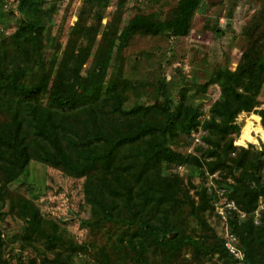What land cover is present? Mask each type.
<instances>
[{
    "label": "trees",
    "instance_id": "obj_1",
    "mask_svg": "<svg viewBox=\"0 0 264 264\" xmlns=\"http://www.w3.org/2000/svg\"><path fill=\"white\" fill-rule=\"evenodd\" d=\"M14 1L20 15L16 29L9 36L0 31V206L9 199L8 213L24 222L21 240L40 243L53 255L52 264H71L80 253L92 254L98 264H149L157 254H165L166 262L187 249L196 258L264 264V210H259L264 201V149L234 146L241 130L237 118L257 108L264 82V30H254L234 70L214 71L211 83L223 89L224 98L212 102L204 85L194 94L180 93L174 105L163 82L162 102L146 105L138 101L131 83L105 82L114 49H122L136 35H187L203 0H180L171 21L154 23L137 15L119 33L110 29L114 38H106L86 75L82 69L90 47L80 48L78 43L82 39L92 44L99 30L84 20L83 8L50 86L42 81L47 67L43 37L53 6L45 9L48 0ZM3 3L0 0L1 11ZM109 3L86 0L88 13L98 16L96 26L103 18L98 10ZM206 103L210 106L201 119ZM258 115L264 119L263 112ZM259 121L254 131L264 136ZM198 132H202L196 146L199 156L175 150L183 140L194 143L191 134ZM32 161L84 179V201L90 209L85 223L92 237L103 231L109 237L106 244L79 245L58 225L42 223L32 202L7 197L8 185L19 180ZM172 165L193 167L202 180L218 174L214 184L237 207L226 224L243 260L236 261L227 252L224 236L216 235L205 221L218 199L216 193L191 185L195 192L190 194L181 178L162 174ZM186 215L203 227L198 238L187 231Z\"/></svg>",
    "mask_w": 264,
    "mask_h": 264
},
{
    "label": "rangeland",
    "instance_id": "obj_2",
    "mask_svg": "<svg viewBox=\"0 0 264 264\" xmlns=\"http://www.w3.org/2000/svg\"><path fill=\"white\" fill-rule=\"evenodd\" d=\"M179 1L110 0L104 10H98V13L102 12L103 18L96 26L98 16L93 12L88 13L90 5L85 6L86 0H48L45 9L53 6L54 11L44 31L43 57L47 67L42 81L48 86L52 84L54 70L83 8L86 16L84 20L99 30L92 44L82 39L78 43L80 48L90 47L88 59L82 69V73L86 75L98 60L106 38H114L108 34L110 29L119 33L137 15L149 18L154 23L171 21L176 15ZM19 19L20 15L17 13L9 16L8 12L6 14L4 10H0V31L9 36L15 31ZM254 30L261 33L264 30V0H203L193 13L187 35L179 38H173L167 33L157 36L136 35L129 38L122 49L115 48L105 82L115 79L131 83L140 96L138 101L146 105L162 102L163 82L174 105L178 102L180 93L188 90L194 94L197 88L204 85H207V93L211 95L212 102L222 99L226 94L219 85L211 83L213 73L217 69L236 68L250 44V38H254ZM130 95L133 97L132 93ZM132 100L137 101V98ZM257 103V108L251 113H241L238 116L237 123L241 130L251 115H256L258 121L260 118L259 125L264 130V119L258 115L264 113V82L259 90ZM209 106V103L202 106L201 119L205 118ZM256 123L253 128L257 126ZM254 133L245 147L236 145L240 140L239 134L234 146L246 150L253 147L260 152L264 149V136L255 131ZM201 135L202 132L191 134L194 143L189 139L183 140L184 144L175 150L183 155L192 153L199 156L196 146L201 144ZM161 172L167 176H178L188 187L210 188L209 192L216 193L219 198L221 189L214 184L219 179L218 174L207 175V179L202 180L193 167L176 165L163 168ZM83 184L84 179L67 176L60 170L32 161L27 171L19 180L9 184L6 191L10 199L21 197L32 202L42 223L58 225L75 243L80 245L87 242L101 246L106 244L109 237L103 231L92 237L88 231L85 222L90 217V209L84 201ZM189 190L190 194H194V188L189 187ZM8 200H4V204L0 206V264H52L53 255L46 253L40 243L32 245L21 240L26 226L20 218L8 213ZM222 201L221 199L219 204ZM260 208L259 210L264 208V201L260 202ZM185 217L187 231L198 238L204 231L203 227L190 215ZM239 219L243 218L239 215ZM205 221L216 235H225L228 219L224 221L219 218L214 207L211 213L205 215ZM166 257L165 254H157L154 258L150 257L149 264H228L217 257L196 258L190 249L183 250L164 262ZM71 264L98 263L94 261L92 254L80 253Z\"/></svg>",
    "mask_w": 264,
    "mask_h": 264
},
{
    "label": "built area",
    "instance_id": "obj_3",
    "mask_svg": "<svg viewBox=\"0 0 264 264\" xmlns=\"http://www.w3.org/2000/svg\"><path fill=\"white\" fill-rule=\"evenodd\" d=\"M3 10L5 12L13 11L14 13H17L16 11V3L14 0H3ZM198 142V140H196ZM219 198L216 202H214L213 207L215 209L216 215L219 216V218L224 219V221H227L229 219L228 217H233L234 213H237V207L235 206L234 202L232 200H229L227 196L225 195L224 190H220V194L218 195ZM222 201V204H219V202ZM259 209H261L259 207ZM264 210V208H262ZM261 211V210H260ZM240 217H244L242 213L239 214ZM256 216H258V211L255 213ZM255 224H257V221H255ZM225 243L224 247L227 250V252L233 256V258L236 261H241L244 259V254L239 249L236 248V239L231 236L227 231H225L224 235Z\"/></svg>",
    "mask_w": 264,
    "mask_h": 264
},
{
    "label": "bare ground",
    "instance_id": "obj_4",
    "mask_svg": "<svg viewBox=\"0 0 264 264\" xmlns=\"http://www.w3.org/2000/svg\"><path fill=\"white\" fill-rule=\"evenodd\" d=\"M257 121H258V117L256 115H251L250 119H247L244 127L241 130L240 140L237 143L238 145L246 146L248 141L251 140V137L255 135L253 127H254V123H256Z\"/></svg>",
    "mask_w": 264,
    "mask_h": 264
}]
</instances>
